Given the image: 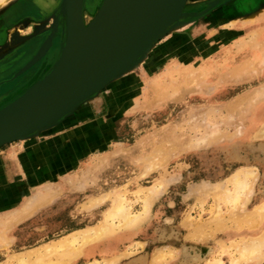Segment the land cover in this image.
Listing matches in <instances>:
<instances>
[{
  "label": "rangeland",
  "instance_id": "obj_1",
  "mask_svg": "<svg viewBox=\"0 0 264 264\" xmlns=\"http://www.w3.org/2000/svg\"><path fill=\"white\" fill-rule=\"evenodd\" d=\"M212 1L186 0L181 24L134 68L55 126L0 147L67 133L71 138L21 182L20 192L6 194L11 201L0 203V264H16L27 251L34 261L31 252L82 229H90L85 246L93 252L72 264H233L237 246L256 243L264 219L254 226L246 219L260 207L264 214V0ZM210 2L214 6L198 16ZM31 28L19 27L17 35ZM6 55L14 62L20 57L0 54V60ZM21 65L15 64L16 72ZM15 70L5 83L26 73L10 81ZM247 170V193L234 208L232 178ZM118 200L129 215L140 214L135 228L105 219ZM215 221L220 225L211 226ZM100 224L107 235L91 242V229ZM260 248V258L238 264H264Z\"/></svg>",
  "mask_w": 264,
  "mask_h": 264
},
{
  "label": "water",
  "instance_id": "obj_2",
  "mask_svg": "<svg viewBox=\"0 0 264 264\" xmlns=\"http://www.w3.org/2000/svg\"><path fill=\"white\" fill-rule=\"evenodd\" d=\"M185 1L101 0L86 29L82 0H62L53 24V30L60 32V52L44 76L0 108V147L55 126L134 68L161 36L181 24ZM214 4L208 3L197 15L208 12ZM107 20L109 26L99 36L97 32ZM151 41L143 55L126 67ZM39 60L29 61L10 81Z\"/></svg>",
  "mask_w": 264,
  "mask_h": 264
},
{
  "label": "bare ground",
  "instance_id": "obj_3",
  "mask_svg": "<svg viewBox=\"0 0 264 264\" xmlns=\"http://www.w3.org/2000/svg\"><path fill=\"white\" fill-rule=\"evenodd\" d=\"M10 0H0V8L1 6H3V10L0 12V22H3V23H6L5 21L8 20V18H13L14 16H16L19 12L17 9H14L13 11H9L8 9V2ZM48 0H39V2H43V3H46ZM99 1V0H98ZM55 2V1H54ZM212 6V5H211ZM57 7V6H56ZM97 7V6H96ZM20 9V8H19ZM88 9V8H87ZM20 11V10H19ZM57 11V10H56ZM4 12V14H3ZM5 15V16H4ZM90 21H91V18L87 17V19L84 21L86 26L85 28L88 29V26L90 24ZM109 20L105 21L103 24H101L97 34L99 36H101L104 31L107 29V27L109 26ZM19 28V27H18ZM16 30V29H15ZM14 30V31H15ZM11 32H14L12 29L10 30ZM55 31H53L54 33ZM52 33V34H53ZM16 34H17V31H16ZM96 34L97 38L99 37L98 35ZM154 40V39H153ZM152 40V41H153ZM61 40H59L58 42V51H57V55L59 54L60 52V45H61ZM152 41L150 43H148V45H146V47L126 66L128 67L130 64L134 63L138 58H140L143 53L145 52L146 48L152 43ZM37 45V44H36ZM51 45V37L48 36L42 45H40L39 49L37 50V52L35 54L32 55L31 59L29 61H31L30 63L36 61L38 58H41L46 54V52L48 51L49 47ZM36 47V46H35ZM38 47V46H37ZM36 50V49H35ZM42 55V56H41ZM39 60V61H40ZM28 61V62H29ZM27 62V63H28ZM26 63V64H27ZM38 63V61H37ZM25 64V65H26ZM240 67V66H239ZM241 69V68H240ZM227 72V71H226ZM13 78V77H12ZM34 81H37V80H34ZM162 89V88H161ZM16 90V89H15ZM7 91V90H6ZM9 95V94H8ZM8 97V96H7ZM169 137V136H168ZM171 152V151H170ZM169 152V153H170ZM169 156V155H168ZM156 164V163H155ZM247 173H248V170H247ZM245 171L241 174L242 176V180L239 179V175H235L233 176V182L232 180L230 179V181L232 182V186L234 184V189L235 192L232 196H228V199H229V202L234 206V208L237 207V204L238 202L240 201V198H242L244 195L243 194H246L247 191L245 192L246 189H248L246 183H245V176H251L249 173V175L247 174ZM247 174V175H245ZM244 176V177H243ZM244 179V180H243ZM247 180H248V177H247ZM246 180V182H247ZM201 185V184H200ZM206 185V184H205ZM222 185V184H221ZM209 187V186H208ZM211 187V186H210ZM218 189V188H217ZM220 189V188H219ZM152 190V189H151ZM153 192V191H152ZM229 195V194H228ZM230 197V198H229ZM147 198V197H146ZM145 198V199H146ZM148 200V198H147ZM145 200V201H147ZM144 199H143V207H144V213L145 210H149V208H147L146 204L144 203L145 202ZM148 203V202H146ZM241 203V202H239ZM117 205H113L112 207V210L109 209V213L108 215L106 214L105 216V219H108L110 221H113L114 219L117 220H121L122 223L120 222H117V225L118 227L120 228H135L137 225H139V222L137 219L138 217L140 218V214L138 215H135V216H132V215H129V212L125 206V201L123 200H118ZM150 204V203H149ZM148 204V206L150 207V205ZM230 204V205H231ZM227 205V204H226ZM231 205V206H232ZM261 206V205H260ZM259 206V207H260ZM129 207V206H128ZM143 207H142V210H143ZM259 207L257 209H259ZM262 207H260L259 210H261ZM256 209V211H257ZM263 209V208H262ZM147 210V212H148ZM255 212L254 214H252L251 216H249L246 220L247 223H250L251 226H254L256 225L257 223H260L263 221L264 219V214L261 213V212ZM143 212V211H142ZM264 212V211H263ZM258 215H259V220H258ZM109 221V223H110ZM213 221V220H212ZM102 223H106V220L105 222L102 221ZM109 223H107V225H109ZM120 225V226H119ZM205 225V224H204ZM220 225V222L219 221H215L211 226H219ZM106 226V225H105ZM104 225L100 224V226L97 225L96 228L93 227V229H91V232H92V236L93 238L91 239V242H98V241H101L102 239L105 238V234L107 235V232H106V227ZM110 226V225H109ZM116 226V225H115ZM115 226H112V227H115ZM184 226V225H183ZM198 226V225H197ZM111 227V229H112ZM118 227H115L117 230H118ZM191 227H193L191 225ZM196 227V226H195ZM201 227V226H200ZM205 227V226H204ZM250 227V226H249ZM199 228V227H198ZM215 228V227H214ZM110 229V230H111ZM197 229V228H196ZM207 229V228H206ZM90 229H82V230H79V231H75L71 234H68L67 236H64L63 238L61 239H58L57 241H54L52 242L51 244H48V245H45L43 248H41L39 251L35 250L36 252H31L35 255L34 257V261L30 260L29 259V256L26 254H28V251L27 253L25 254V256L23 255H17L18 257L15 259L16 260V264H72L73 261H75L78 256L80 255H84V256H89L92 254L93 250H91L89 247L85 246L87 245L86 243L88 242H85V240L87 239V232L89 231ZM109 229H107L108 231ZM114 231V230H113ZM90 232V231H89ZM86 233V234H85ZM206 233V232H205ZM208 233V232H207ZM212 233V232H211ZM90 234V233H88ZM209 234V233H208ZM111 235V233H110ZM192 235V234H191ZM202 235H205V234H202ZM207 235V234H206ZM260 235V236H259ZM257 239L256 240V243H252V241L248 242V241H244L245 243H247L248 245L245 244V246H241L240 249L238 248L237 246V249H238V255L239 256L234 262L233 264H238L239 262H247V261H251L254 257H257L260 258L259 256H261V253L259 252V248H263L264 247V230L261 232V234H259ZM90 236V235H88ZM193 237V235H192ZM188 238V237H187ZM77 240L79 241H82L83 243L85 242L84 246L81 248H69V249H66V247L68 246H72ZM88 241L90 240L89 238L87 239ZM247 240V239H246ZM253 240V239H252ZM254 242V240H253ZM258 242V243H257ZM78 243V242H77ZM260 248V249H261ZM236 249V250H237ZM262 250V249H261ZM264 250V248H263ZM262 250V251H263ZM232 252V251H231ZM259 253V255H257ZM256 255V256H255ZM50 257H54L56 261H51ZM33 259V258H32ZM13 260V259H12ZM111 260H114V258H112ZM156 260V259H155ZM217 260V259H216ZM219 262V261H218ZM218 262H214L213 264H219ZM252 262V261H251ZM4 264V263H3ZM87 264H102L101 262H98V261H93V262H90V263H87Z\"/></svg>",
  "mask_w": 264,
  "mask_h": 264
},
{
  "label": "flooded vegetation",
  "instance_id": "obj_4",
  "mask_svg": "<svg viewBox=\"0 0 264 264\" xmlns=\"http://www.w3.org/2000/svg\"><path fill=\"white\" fill-rule=\"evenodd\" d=\"M60 4L61 0H48L46 3L39 2V0H11L8 3L9 11L17 9L19 13L7 23L0 22V54H20V57L16 62L13 61L12 55H6L0 60V103L8 101L20 91H25L35 82L34 80L40 79L55 62L60 32L58 30L53 33L52 16L54 17ZM95 7V0H84V16L91 14ZM28 26L32 27L31 32L24 35L15 34L16 31L20 32L18 27L28 28ZM11 29L16 30L11 32ZM48 36L51 37V45L46 55L36 66L28 69L19 81L5 83L8 79L5 75L13 73L15 64L22 63L20 69L37 52Z\"/></svg>",
  "mask_w": 264,
  "mask_h": 264
},
{
  "label": "crops",
  "instance_id": "obj_5",
  "mask_svg": "<svg viewBox=\"0 0 264 264\" xmlns=\"http://www.w3.org/2000/svg\"><path fill=\"white\" fill-rule=\"evenodd\" d=\"M100 2L101 0H95V6L97 7H95L94 10L99 7ZM82 17L85 21L84 0H82ZM84 25L86 26L85 22ZM65 135H53L48 138L30 139L20 144H11L0 149V195L6 196L8 192H12L13 190H18L20 192L22 181L25 182L27 179H30L46 162L59 154L66 138L69 139L70 143V134L67 133ZM13 182H16V184L9 190H5L4 187ZM6 198L2 199L0 197V203L9 202L13 197L6 196Z\"/></svg>",
  "mask_w": 264,
  "mask_h": 264
}]
</instances>
